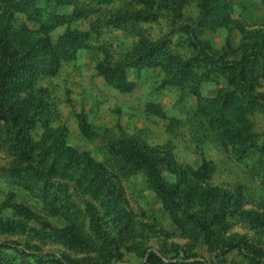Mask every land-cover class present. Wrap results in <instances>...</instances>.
Here are the masks:
<instances>
[{
  "label": "rangeland",
  "instance_id": "obj_1",
  "mask_svg": "<svg viewBox=\"0 0 264 264\" xmlns=\"http://www.w3.org/2000/svg\"><path fill=\"white\" fill-rule=\"evenodd\" d=\"M152 1L157 16L152 22L140 24L144 39L168 42L173 56L181 62L199 60L200 51L215 59L238 62L250 53L257 34L264 30V0H227L231 17L222 20L212 14L211 21L216 25L205 20L197 0ZM132 2L114 0L99 5L98 12L69 28L80 32L96 28L99 44L106 47L110 60H123L137 50L142 51L141 37L108 21L120 11L139 9ZM10 21L35 36H45L39 24L28 21L22 13L13 14ZM66 30V26L56 27L48 37L54 42ZM103 58V54L94 50H83L55 75H40L36 79L35 87L45 90L39 97L47 105L45 108L42 105L37 117L45 116L48 123L46 127L39 120L35 123L30 131L32 142L51 146L55 143L53 132L58 131L65 146L78 156L86 154L103 164L111 143L134 139L147 158L169 161L174 170L186 172L206 190L228 192L236 201L235 207L223 223L197 238H188L149 187L145 170L129 177L115 174L122 200L111 209L101 210L106 248L89 233L84 210L85 201L91 197L82 193L75 181L59 180L67 184L75 204L77 227L72 230L65 216L59 211L54 213L56 210L52 208L57 205L49 199H40L36 188H26L24 182L9 175L11 157L0 151V253L14 259V264L20 263L19 251L25 252L27 259L30 255L47 260L68 255L76 264H144L150 253L165 263L182 259L208 261L219 256L222 264H264V59L259 61L255 86L260 105L248 110L243 126L237 125L243 133L256 137L258 148L238 160L223 133V125L226 127L228 121L215 123L211 112L202 107L187 85L172 84L163 67L131 68L128 77L135 83V89L120 93L96 72V65ZM197 66V74L204 75L201 97L215 100L218 107L228 94L237 107L235 85L228 74L203 62ZM150 102L161 106L165 119L147 113L146 104ZM80 119L91 128L90 139L81 132ZM51 154L61 164L72 161L57 145ZM205 161L213 162L215 172L209 180L197 181L192 172ZM171 166H160L158 170L164 180L175 183ZM234 241V248L229 250ZM174 246L179 247L178 258Z\"/></svg>",
  "mask_w": 264,
  "mask_h": 264
},
{
  "label": "trees",
  "instance_id": "obj_2",
  "mask_svg": "<svg viewBox=\"0 0 264 264\" xmlns=\"http://www.w3.org/2000/svg\"><path fill=\"white\" fill-rule=\"evenodd\" d=\"M114 0H0V151L11 157L9 175L25 183L26 188H36L40 199H49L58 207H53L54 213L59 211L68 220L69 228L77 227L75 204L71 201L72 194L67 184L60 179H71L82 193L88 194L91 200L85 201V214L88 219L89 233L99 240L103 247L107 244V233L103 225L101 210L113 208L122 200L121 192L115 184V174L129 177L140 170L148 174L149 187L160 200L163 209L168 212L183 235L197 238L216 224L223 223L232 212L236 201L226 191L219 189L206 190L192 181L186 172L174 170L170 162L159 157L147 158L143 148L134 139L111 143L108 147V157L103 164L93 161L86 154L77 155L70 147L65 146L64 137L58 131L53 132L55 143L45 147L43 143L34 144L30 131L39 120L46 127L48 119L39 116L42 105L45 108L43 96L45 90L35 87L36 79L42 76H53L63 64L76 59L83 50H94L103 54V60L96 65L98 76L113 89L120 93H131L135 83L128 77L131 68L141 70L146 67H163L171 83L187 85L190 92L199 98L201 105L212 114V120L223 125V133L234 158L241 160L248 152L256 149V137L245 134L237 128L246 122L248 110L260 105L259 95L255 91L258 77L259 61L264 59V30L257 34L250 53L238 62H227L215 59L200 51L199 60L181 62L173 56L168 42L161 40L151 42L144 39L142 23L152 22L157 16L152 0H133L132 4L139 9L118 12L108 24L137 33L141 37L139 48L127 58L112 62L106 47L99 44V33L96 28L80 32L69 26L92 13L99 11L98 6L110 4ZM179 3L180 0H161V2ZM205 20L209 24L213 14L222 20L230 19L227 0H197ZM22 13L28 21L39 24L44 37L35 36L27 28L14 26L10 19L13 14ZM213 18V16H212ZM211 21V22H210ZM66 26L67 30L54 42L48 37L56 27ZM205 63L216 71L227 73L235 85V93L239 100L237 107L226 94L220 105L216 107L215 100L203 98L200 95L204 75H198V63ZM24 95V96H22ZM243 103V106L241 105ZM235 110H237L235 112ZM146 111L152 116L165 119L166 114L156 103H147ZM79 126L83 135L90 139L91 128L83 119ZM54 145L64 153L68 160L60 163L52 156ZM261 149V148H259ZM147 158V159H146ZM171 166L170 170L176 176L175 183L163 179L158 168ZM71 168V172L68 169ZM215 172L211 161H205L192 175L197 181H206ZM98 204V205H97ZM235 241L229 250L234 248ZM2 245L0 244V247ZM107 248V247H106ZM179 247L174 246L178 258ZM19 264H76L68 255L61 259H44L36 255H28L19 251ZM215 259L208 261L194 260L191 262L177 261L165 263L154 253H150L144 264H222ZM0 253V264H14ZM16 260V259H15ZM28 260H31L30 262Z\"/></svg>",
  "mask_w": 264,
  "mask_h": 264
}]
</instances>
